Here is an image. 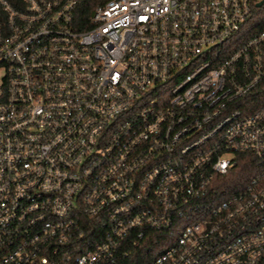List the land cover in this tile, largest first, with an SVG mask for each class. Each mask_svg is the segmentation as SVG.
Here are the masks:
<instances>
[{
  "label": "built area",
  "instance_id": "2783aa9c",
  "mask_svg": "<svg viewBox=\"0 0 264 264\" xmlns=\"http://www.w3.org/2000/svg\"><path fill=\"white\" fill-rule=\"evenodd\" d=\"M262 1L0 0V264H264Z\"/></svg>",
  "mask_w": 264,
  "mask_h": 264
},
{
  "label": "trees",
  "instance_id": "16d2710c",
  "mask_svg": "<svg viewBox=\"0 0 264 264\" xmlns=\"http://www.w3.org/2000/svg\"><path fill=\"white\" fill-rule=\"evenodd\" d=\"M104 0H88L87 13L97 4L102 3ZM255 19L252 22V32L264 28V6L255 10ZM249 163L242 161L237 164V167L226 177L224 181L227 183L244 182L249 177ZM231 185V184H226Z\"/></svg>",
  "mask_w": 264,
  "mask_h": 264
},
{
  "label": "water",
  "instance_id": "95a60500",
  "mask_svg": "<svg viewBox=\"0 0 264 264\" xmlns=\"http://www.w3.org/2000/svg\"><path fill=\"white\" fill-rule=\"evenodd\" d=\"M263 3H264V1H262V2H259V3L257 4V6H262V5H263Z\"/></svg>",
  "mask_w": 264,
  "mask_h": 264
}]
</instances>
